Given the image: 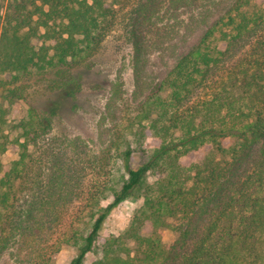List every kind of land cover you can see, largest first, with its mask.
<instances>
[{
	"label": "trees",
	"instance_id": "1",
	"mask_svg": "<svg viewBox=\"0 0 264 264\" xmlns=\"http://www.w3.org/2000/svg\"><path fill=\"white\" fill-rule=\"evenodd\" d=\"M214 3L200 13L201 38L166 78L170 92L154 97L148 129L135 133L149 158L134 166L130 139L117 151L128 176L107 205L98 203L89 232L76 233L70 264L84 263L109 214L130 197L143 198L142 208L92 264H264V0ZM112 17L105 0H0V72L66 67L100 44ZM80 79L61 83L72 98ZM8 111L0 104V155L14 143L24 150L10 171L0 159V215L29 146L12 136ZM203 149L201 160L182 163ZM164 226L178 233L170 247Z\"/></svg>",
	"mask_w": 264,
	"mask_h": 264
},
{
	"label": "rangeland",
	"instance_id": "2",
	"mask_svg": "<svg viewBox=\"0 0 264 264\" xmlns=\"http://www.w3.org/2000/svg\"><path fill=\"white\" fill-rule=\"evenodd\" d=\"M105 1L114 17L100 44L84 56L66 67L0 72L8 128L29 145L20 174L13 175L11 207L0 215V264L71 263L78 253L76 233L89 232L98 203L107 205L112 188L120 189L128 176L117 151L130 139L132 164L149 158L135 133L148 129L154 97L170 92L166 78L180 54L201 38L200 13L212 12L217 0ZM2 27L0 19V34ZM72 74H81L75 98L61 85ZM23 150L14 143L0 155L5 171ZM206 154L194 150L181 161L188 165ZM143 204V198L130 197L114 208L83 264L97 260L106 240L124 232ZM145 232L151 233L150 224ZM159 232L166 247L178 238L172 226Z\"/></svg>",
	"mask_w": 264,
	"mask_h": 264
}]
</instances>
